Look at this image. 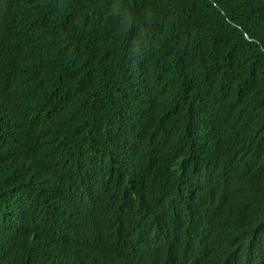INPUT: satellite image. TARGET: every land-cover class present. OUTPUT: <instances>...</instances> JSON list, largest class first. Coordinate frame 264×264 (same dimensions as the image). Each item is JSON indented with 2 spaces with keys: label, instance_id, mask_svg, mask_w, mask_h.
<instances>
[{
  "label": "trees",
  "instance_id": "1",
  "mask_svg": "<svg viewBox=\"0 0 264 264\" xmlns=\"http://www.w3.org/2000/svg\"><path fill=\"white\" fill-rule=\"evenodd\" d=\"M121 1L0 0V240L37 200L54 204L62 223L49 246L86 236L79 212L87 205L90 216L88 197L124 181L113 179L125 177L133 160L110 163L103 153L125 157L143 140L187 123L184 113L199 135L218 131L189 104L198 92L225 90L249 112L255 107L246 97L257 92L264 106V0H148L129 31L117 26ZM212 15L214 64L189 77L176 52L192 61L188 52ZM226 123L240 134L243 121ZM130 186L119 188L125 193ZM193 252L197 264H207L208 256ZM184 255L166 248L141 264H173ZM72 264L132 263L96 247Z\"/></svg>",
  "mask_w": 264,
  "mask_h": 264
},
{
  "label": "clouds",
  "instance_id": "2",
  "mask_svg": "<svg viewBox=\"0 0 264 264\" xmlns=\"http://www.w3.org/2000/svg\"><path fill=\"white\" fill-rule=\"evenodd\" d=\"M147 2L122 0L116 20L119 29L129 31ZM217 21L212 15L206 29L201 24L199 29L206 35L200 36L192 53L188 52L192 61L180 58L189 77L204 73L214 64L208 57L216 43H209L208 31L218 29ZM180 53L176 52L179 57ZM249 99L254 102V112L245 109L241 97L231 100L225 90L209 94L204 90L194 96L189 104L200 113V121L218 125V131L203 136V152L199 151L202 137L184 113L187 123L170 126V130L147 138L145 144L143 140L139 150L124 151L125 157L123 153L109 157L110 152L103 153L110 163L133 160L127 162L129 170L124 166L125 177L117 174L113 179L124 181L110 184L90 205V216L81 217L87 235H67V240L49 246V240L62 228L58 227L52 237L41 232L52 231L58 220L54 204L37 200L29 213L13 223L6 241L0 240V264L8 260L39 264L41 257L49 264H72L78 255L84 256L88 248L96 247L132 264L154 260L166 248H182L185 255L173 264H190L193 249L200 251L196 246H202L200 255L208 256L207 264H264V106L260 96ZM227 118L243 121L240 134L231 130ZM136 137L134 134L131 140ZM149 157L153 159L146 162ZM126 184L145 191L133 192L131 198L124 199L119 187ZM47 214L54 220L44 223L42 220L50 218ZM212 221L216 223L199 233L203 223ZM42 226L49 231L41 230ZM205 250L209 253L204 254ZM193 263L197 264L195 259Z\"/></svg>",
  "mask_w": 264,
  "mask_h": 264
},
{
  "label": "bare ground",
  "instance_id": "3",
  "mask_svg": "<svg viewBox=\"0 0 264 264\" xmlns=\"http://www.w3.org/2000/svg\"><path fill=\"white\" fill-rule=\"evenodd\" d=\"M179 58H181V56L179 57ZM250 94H252V93H250ZM239 101H241V102H243V100H239ZM135 103H138V101H135ZM210 134H212V131H210ZM203 135L204 134H202V140L200 141V147H199V151L200 152H203V151H205V147H202V144H204L205 143V138H203ZM52 141V139H49L48 140V142H51ZM210 141H213V139H210ZM199 142V141H198ZM109 147H111V145H109ZM196 149L197 148H194V150H193V153H195L196 152ZM209 150H211L210 148H208ZM210 152V151H209ZM201 155V154H200ZM153 159V157H149V158H147L145 161L147 162V161H149V160H152ZM126 166V168L129 170L130 168H131V166H128L127 164L125 165ZM250 175L252 174V173H249ZM136 176H139L138 174H136ZM137 178V177H136ZM133 185H135V183L133 182ZM131 187H133V186H130V187H128L127 189H125V195H124V199L125 198H127V197H129V198H131L132 196H133V194L132 193H129V190H130V188ZM85 188H88V187H85ZM137 188L139 189L140 188V186H137ZM180 190H181V188H180ZM181 192V191H180ZM89 195H91V193L89 192ZM88 198H90V200H89V203L91 204V206H93L94 204H95V201L93 200V196H90V197H88ZM237 205V204H236ZM83 206H85V201H83ZM176 208H178L177 206L176 207H173V209H176ZM93 209V208H92ZM53 210V209H52ZM50 213H51V211H50ZM85 214V211H84V207L80 210V212H79V215H80V217H83V215ZM46 216H49L50 218H49V220H42L44 223H46V222H49L50 220H54V217H51V214L49 215V214H47ZM24 219H26L27 220V218H24ZM87 221V220H86ZM91 220H89V222H90ZM88 222V223H89ZM214 223H216V221H212V222H209V223H203L202 225H201V227L199 228V233H203L204 232V227L205 226H211V225H213ZM17 226H19V224H17ZM166 229V231H165V233L167 232V230H168V228H165ZM46 231H49V230H46ZM89 231H92L91 229L89 230ZM195 234H197V233H195ZM91 239L93 240V235H92V237H91ZM161 242V244H164V240H160ZM195 244V243H194ZM202 245V244H201ZM196 248H198V249H200V251H199V253L200 252H202V246H196ZM193 256H195V252L193 253L192 252V257H190V264H194L193 263V260H194V257Z\"/></svg>",
  "mask_w": 264,
  "mask_h": 264
},
{
  "label": "water",
  "instance_id": "4",
  "mask_svg": "<svg viewBox=\"0 0 264 264\" xmlns=\"http://www.w3.org/2000/svg\"><path fill=\"white\" fill-rule=\"evenodd\" d=\"M241 95V94H240ZM258 96V93L257 92H255V94L254 95H250V96H247L246 98L247 99H249V98H256ZM124 143H128V141H125V142H123L122 144H124ZM17 220V219H16ZM14 221V222H17V221ZM56 225H54V228H51V230L52 231H49V232H45V231H41V232H44L43 234H45L47 237H52L53 236V234L55 233V231L57 230V228L59 227H61L62 228V223L61 222H59V221H57L56 223H55ZM46 229H48V228H46V226H42V228H41V230H46ZM96 239V238H95ZM98 239H99V241H101L102 242V236H100V237H98ZM220 245H222L221 243H220ZM203 246H205V248H208V246H207V244H203ZM86 252V251H85ZM209 253V251L208 250H205V252H204V254H208ZM84 255H85V253H84Z\"/></svg>",
  "mask_w": 264,
  "mask_h": 264
}]
</instances>
